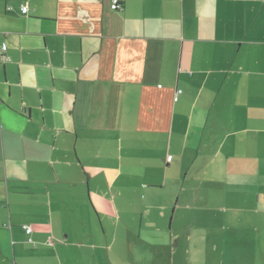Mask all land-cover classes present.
Masks as SVG:
<instances>
[{"label":"crops","instance_id":"0c3cea01","mask_svg":"<svg viewBox=\"0 0 264 264\" xmlns=\"http://www.w3.org/2000/svg\"><path fill=\"white\" fill-rule=\"evenodd\" d=\"M111 3L0 0V264H125L163 166L264 204V0Z\"/></svg>","mask_w":264,"mask_h":264},{"label":"rangeland","instance_id":"374dc122","mask_svg":"<svg viewBox=\"0 0 264 264\" xmlns=\"http://www.w3.org/2000/svg\"><path fill=\"white\" fill-rule=\"evenodd\" d=\"M218 174L224 177V173ZM183 175L167 166L155 173L156 180L166 185L163 183L145 212L141 238L145 251L136 243L126 250L124 263L231 264L240 256L245 264H264V204L254 201L261 181L253 178L246 184L251 179L247 173L233 172L228 173L229 187L222 178L218 184L199 185L192 174L181 193ZM179 195L181 202L175 211ZM251 205L261 211L250 209ZM97 224L100 226L94 218Z\"/></svg>","mask_w":264,"mask_h":264},{"label":"built area","instance_id":"2783aa9c","mask_svg":"<svg viewBox=\"0 0 264 264\" xmlns=\"http://www.w3.org/2000/svg\"><path fill=\"white\" fill-rule=\"evenodd\" d=\"M121 4H122V0H112V3H111L110 7H111V9L116 10V9L120 8ZM21 10H22V12L24 14H27L28 11H29V2H26L25 4H23L22 7H21ZM7 48L8 47H7L6 43H4L0 47V62L7 59V55H6ZM179 92H181V91H179ZM171 160H172V156H169L168 157V161H171ZM23 227L26 229L28 234H30L32 232V230H33L32 227L29 226V225H24ZM30 240H32V239L30 238Z\"/></svg>","mask_w":264,"mask_h":264}]
</instances>
